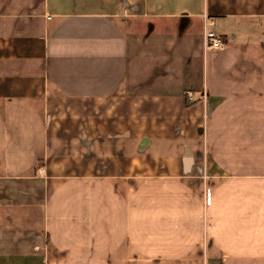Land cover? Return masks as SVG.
Wrapping results in <instances>:
<instances>
[{
	"label": "crops",
	"instance_id": "1",
	"mask_svg": "<svg viewBox=\"0 0 264 264\" xmlns=\"http://www.w3.org/2000/svg\"><path fill=\"white\" fill-rule=\"evenodd\" d=\"M0 264H264V0H0Z\"/></svg>",
	"mask_w": 264,
	"mask_h": 264
},
{
	"label": "built area",
	"instance_id": "2",
	"mask_svg": "<svg viewBox=\"0 0 264 264\" xmlns=\"http://www.w3.org/2000/svg\"><path fill=\"white\" fill-rule=\"evenodd\" d=\"M203 46L206 49L217 50L223 48L224 41L215 32L207 30L203 37Z\"/></svg>",
	"mask_w": 264,
	"mask_h": 264
},
{
	"label": "rangeland",
	"instance_id": "3",
	"mask_svg": "<svg viewBox=\"0 0 264 264\" xmlns=\"http://www.w3.org/2000/svg\"><path fill=\"white\" fill-rule=\"evenodd\" d=\"M188 2H191L192 3V0H188ZM185 3V2H184ZM183 5V2H180L179 3V6H182ZM144 21V22H143ZM137 22L139 25H143L144 24V27H148L147 24L148 22L150 23V19H137ZM158 22V21H157ZM136 26V25H135Z\"/></svg>",
	"mask_w": 264,
	"mask_h": 264
}]
</instances>
